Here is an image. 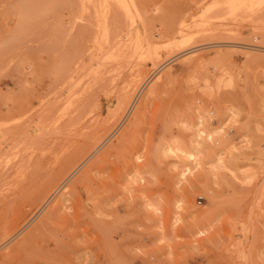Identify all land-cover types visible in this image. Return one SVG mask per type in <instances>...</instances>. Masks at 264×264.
<instances>
[{"label":"rangeland","instance_id":"374dc122","mask_svg":"<svg viewBox=\"0 0 264 264\" xmlns=\"http://www.w3.org/2000/svg\"><path fill=\"white\" fill-rule=\"evenodd\" d=\"M231 1L0 0V264H264V0Z\"/></svg>","mask_w":264,"mask_h":264},{"label":"bare ground","instance_id":"6f19581e","mask_svg":"<svg viewBox=\"0 0 264 264\" xmlns=\"http://www.w3.org/2000/svg\"><path fill=\"white\" fill-rule=\"evenodd\" d=\"M83 1V0H82ZM253 0H232L230 3H229V7L231 8V9H234V10H236V9H243V8H245V7H251L250 5L253 3L252 2ZM258 2V1H257ZM82 3V2H81ZM84 3V2H83ZM82 3V4H83ZM219 4V3H218ZM254 4H255V2H254ZM84 5H86V4H84ZM84 5H82L83 7H85ZM255 5H257V4H255ZM254 7H256V6H254ZM257 7H258V5H257ZM229 8V9H230ZM233 10V11H234ZM251 10V9H250ZM237 11V10H236ZM105 26V25H104ZM105 28V27H104ZM104 28H103V31H104ZM133 31H134V29H132V27H131V25L130 26H128V28L125 30V32L122 34V35H118V37H119V40H120V45H121V47H123V48H126L127 47V44L126 43H124V42H126L131 36H129V35H132V33H133ZM179 31H182L181 29H179ZM105 34L107 35L108 34V31L106 30V32H105ZM135 35H136V39L135 40H137L138 38H139V33L136 31V33H135ZM134 35V36H135ZM133 36V35H132ZM133 40V39H132ZM108 41V39H106V42ZM129 47H130V45H129ZM130 102V101H129ZM128 103V99L125 101V103H124V106H123V108H122V111L118 114V117H120V115L122 114V112L124 111V107H125V105ZM97 143V142H96ZM72 172V171H71ZM71 174V173H70ZM69 175H67V177H68ZM60 181V178H54L53 179V181H52V186L47 190V194L50 192V191H55L56 189H57V186H58V182Z\"/></svg>","mask_w":264,"mask_h":264}]
</instances>
